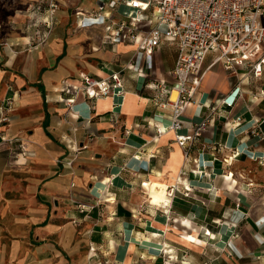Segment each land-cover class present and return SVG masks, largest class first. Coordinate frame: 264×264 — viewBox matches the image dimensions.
<instances>
[{
    "label": "crops",
    "instance_id": "obj_1",
    "mask_svg": "<svg viewBox=\"0 0 264 264\" xmlns=\"http://www.w3.org/2000/svg\"><path fill=\"white\" fill-rule=\"evenodd\" d=\"M38 1L0 0V264H264V137L250 132L263 120L264 133V97H252L264 73L207 70L203 105L187 119L223 96L237 101L215 111L186 157L174 131L157 136L153 125L169 124L153 87L172 84L176 46L145 56L129 37L106 38L118 22L149 30L152 9L133 20L119 3L97 17L98 0H59L49 40L31 47L24 11ZM121 68L124 96L62 100L83 75ZM154 184L166 188L158 202Z\"/></svg>",
    "mask_w": 264,
    "mask_h": 264
},
{
    "label": "built area",
    "instance_id": "obj_2",
    "mask_svg": "<svg viewBox=\"0 0 264 264\" xmlns=\"http://www.w3.org/2000/svg\"><path fill=\"white\" fill-rule=\"evenodd\" d=\"M97 17L104 15V9H115L119 3L134 9L128 16L133 20L140 19V13L152 9L155 23L147 31H139L133 25L129 29L126 22H118L117 27L107 33L106 38L112 42L121 38H131L138 51L150 56L164 43L174 44L177 57L172 70L173 82L168 84L159 80L154 84V102L161 108L170 109L169 124L154 123L157 136L168 130L174 131L175 141L189 157L191 149L200 142L204 131L211 125L213 114L221 108L232 110L236 99L223 96L207 105L211 112L200 121L187 119L186 111L190 104L197 103V94L202 86L207 70L223 62L230 72H239L246 68V75L261 77L264 73V0H98ZM59 0H40L30 4L24 11L27 28L32 30L31 47L45 44L56 23ZM78 23L82 25L86 13L77 12ZM135 24V22H133ZM214 57L206 65L210 53ZM125 68L110 71L105 76L83 75L81 82L74 85L71 94L62 97L69 108H73L77 96L82 93L88 100H95L108 95L124 96L125 86L122 73ZM143 71H141V74ZM239 81L235 91L237 98L242 96ZM254 99L264 97V89L253 92ZM0 124L7 121L4 106ZM241 116L233 117V123L239 124ZM257 120L250 132L257 137H264L261 124ZM193 128V133L184 132V128ZM71 164V159H64ZM175 187L171 188L173 195ZM85 205L80 204V207Z\"/></svg>",
    "mask_w": 264,
    "mask_h": 264
},
{
    "label": "bare ground",
    "instance_id": "obj_3",
    "mask_svg": "<svg viewBox=\"0 0 264 264\" xmlns=\"http://www.w3.org/2000/svg\"><path fill=\"white\" fill-rule=\"evenodd\" d=\"M152 184V183H151ZM163 185V184H162ZM158 185H153L154 191H153V201L154 202H158L160 201L161 198H165L166 197V188L165 187H161V189H157L155 190V187ZM159 187V186H158ZM151 189V188H150ZM107 196V195H106ZM111 198V197H110Z\"/></svg>",
    "mask_w": 264,
    "mask_h": 264
},
{
    "label": "rangeland",
    "instance_id": "obj_4",
    "mask_svg": "<svg viewBox=\"0 0 264 264\" xmlns=\"http://www.w3.org/2000/svg\"><path fill=\"white\" fill-rule=\"evenodd\" d=\"M164 57H166V53L164 52Z\"/></svg>",
    "mask_w": 264,
    "mask_h": 264
}]
</instances>
